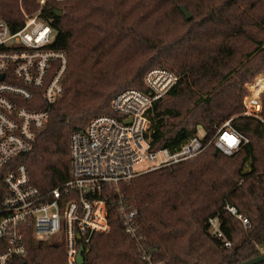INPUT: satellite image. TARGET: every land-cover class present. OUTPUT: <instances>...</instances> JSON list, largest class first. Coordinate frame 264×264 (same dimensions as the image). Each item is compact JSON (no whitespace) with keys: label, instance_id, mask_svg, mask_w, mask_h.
I'll return each instance as SVG.
<instances>
[{"label":"trees","instance_id":"trees-1","mask_svg":"<svg viewBox=\"0 0 264 264\" xmlns=\"http://www.w3.org/2000/svg\"><path fill=\"white\" fill-rule=\"evenodd\" d=\"M39 8V0H0V20L15 31L24 13ZM40 16L56 33L51 47L69 57L63 95L34 148L15 159L43 192L70 179L71 134L112 113L111 101L123 89L147 90L144 76L153 67L179 79L155 104L154 148L180 146L198 125L209 140L229 119L249 140L232 155L211 145L192 162L106 185L111 229L92 236L83 264H148L141 247L162 264H239L261 255L264 124L243 115V100L246 83L264 70V0H47ZM258 83L264 86V74ZM120 204L137 212V238L126 233ZM213 218L222 235L211 229ZM22 264H66L65 245L29 234Z\"/></svg>","mask_w":264,"mask_h":264},{"label":"built area","instance_id":"built-area-1","mask_svg":"<svg viewBox=\"0 0 264 264\" xmlns=\"http://www.w3.org/2000/svg\"><path fill=\"white\" fill-rule=\"evenodd\" d=\"M46 1L39 0V10L25 15L24 24L15 31L0 20V264H22L28 255L29 234L35 240L64 243L66 264H79L81 246L94 234L111 229L102 196L106 185L192 161L211 145L232 155L249 142L229 119L209 140L198 125L180 146L154 148L155 104L179 79L172 70L153 67L144 76L147 90L123 89L111 101L112 113L95 116L85 129L71 134L70 179L48 192L40 190L32 183L27 165L15 159L34 148L37 132L47 124L51 107L65 91L69 57L65 50L51 47L56 33L40 16ZM262 74L245 85L243 115L264 124V86L257 85ZM29 103L45 108H31ZM228 209L236 214L234 207ZM119 213L126 233L137 238V212L120 204ZM239 218L249 226L248 219ZM210 226L222 235L217 218L210 219ZM140 251L148 264H162L142 247Z\"/></svg>","mask_w":264,"mask_h":264},{"label":"water","instance_id":"water-1","mask_svg":"<svg viewBox=\"0 0 264 264\" xmlns=\"http://www.w3.org/2000/svg\"><path fill=\"white\" fill-rule=\"evenodd\" d=\"M182 11L185 13V15L187 16L188 19H192V14L184 7L181 6ZM56 13L58 15H61L62 12L60 10H57ZM4 75H1V78ZM84 252H85V247L81 246L80 251H79V255H78V263L79 264H83L84 262ZM261 262H264V253H262L261 255L255 256L247 261L241 262L239 264H259Z\"/></svg>","mask_w":264,"mask_h":264},{"label":"rangeland","instance_id":"rangeland-1","mask_svg":"<svg viewBox=\"0 0 264 264\" xmlns=\"http://www.w3.org/2000/svg\"><path fill=\"white\" fill-rule=\"evenodd\" d=\"M56 1H62V0H56ZM44 5H45V4H44ZM25 15H29V14L24 13V16H25ZM262 72H264V70L258 72L257 74L262 73ZM257 74H256V75H257ZM256 75H255V76H256ZM252 79H253V78H252ZM252 79H251V80H252ZM251 80H249L248 82H250ZM131 88H137V87H131ZM138 89H139V88H138ZM167 98H168V96L164 97L162 100H165V99H167ZM102 114H107V113H101V114H99V115H102ZM97 116H98V115H97ZM93 118H94V117H93ZM192 161H194V160H192ZM192 161H191V162H192ZM152 172H153V171H152ZM118 185H119V184H118ZM118 185H114V186H118ZM84 253H85V252H84ZM263 253H264V252H263Z\"/></svg>","mask_w":264,"mask_h":264},{"label":"bare ground","instance_id":"bare-ground-1","mask_svg":"<svg viewBox=\"0 0 264 264\" xmlns=\"http://www.w3.org/2000/svg\"><path fill=\"white\" fill-rule=\"evenodd\" d=\"M154 115H152V117H153ZM195 140V139H194ZM196 140H198V138H196ZM169 151H171V149L170 150H167V152H169Z\"/></svg>","mask_w":264,"mask_h":264}]
</instances>
